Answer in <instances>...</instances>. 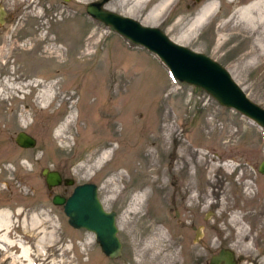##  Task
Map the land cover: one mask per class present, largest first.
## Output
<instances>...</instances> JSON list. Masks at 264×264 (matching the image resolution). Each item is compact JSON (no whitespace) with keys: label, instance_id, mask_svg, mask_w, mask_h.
<instances>
[{"label":"rangeland","instance_id":"obj_1","mask_svg":"<svg viewBox=\"0 0 264 264\" xmlns=\"http://www.w3.org/2000/svg\"><path fill=\"white\" fill-rule=\"evenodd\" d=\"M96 1L0 0L6 13L0 25V212L12 214L9 240L29 250L35 264H138L136 245L152 230L138 226L133 232L123 228L120 219L137 192L147 190L142 224L168 233L180 264H210L223 249L234 252L238 264H264V175L259 170L264 128L221 106L203 90L175 80L157 56L91 18L87 6ZM158 1L150 5L115 0L111 7L210 56L264 108V59L243 68L256 32L234 17L253 0H174L153 18L156 24L145 23ZM210 2L218 4L216 13L203 28L188 34L187 22ZM56 37L60 56L49 53ZM32 47L34 52L28 51ZM53 83L56 95L44 110L38 96ZM71 114L74 122L59 137L58 130ZM21 132L34 138V148L18 146L15 139ZM182 147L205 154L208 162L203 166L217 165L212 174L215 186L205 187L193 177L200 174L194 164L186 170L201 193L188 190V174L177 170L183 168ZM106 150L113 151L110 160L90 169ZM150 153L155 166L147 162ZM212 158L216 159L210 162ZM156 167L163 176L150 184L159 174ZM45 169L75 185L50 190ZM111 178H117L119 188L114 195L108 193L114 187ZM86 183L98 187L107 212L117 213L123 246L118 259L102 252L94 234L71 227L63 207L53 204L55 196L69 197L77 185ZM161 184L165 189L158 188ZM248 188L254 194H248ZM176 189L185 190L184 200ZM212 191L217 193L208 199ZM193 195L197 197L191 200ZM212 202L216 205L210 207ZM219 203L226 204L225 212ZM257 212L260 224L249 217ZM235 215L245 216L240 222L250 235L244 242L250 252L237 244L231 229ZM11 254L18 256L19 248L9 253L0 248V264H11Z\"/></svg>","mask_w":264,"mask_h":264},{"label":"water","instance_id":"obj_2","mask_svg":"<svg viewBox=\"0 0 264 264\" xmlns=\"http://www.w3.org/2000/svg\"><path fill=\"white\" fill-rule=\"evenodd\" d=\"M70 2L71 0H63ZM109 0L91 3L87 14L104 23L117 34L157 56L169 69L172 77L182 84L199 88L213 97L221 106L231 109L264 128V108L254 103L234 80L230 72L208 55L196 52L172 40L158 27L145 26L130 17L104 9ZM205 0H197L201 3ZM6 13L0 9V25L5 24ZM15 142L24 149L36 145L34 138L21 132ZM264 175V162L260 165ZM47 187L51 190L62 184L74 186L75 181L64 179L59 172L45 169ZM55 206L63 207L71 227L94 234L102 252L111 259L122 255V243L118 237L117 213L107 212L99 198L98 187L86 183L77 185L69 197L55 196ZM210 264H238L234 252L223 249L213 256Z\"/></svg>","mask_w":264,"mask_h":264},{"label":"bare ground","instance_id":"obj_3","mask_svg":"<svg viewBox=\"0 0 264 264\" xmlns=\"http://www.w3.org/2000/svg\"><path fill=\"white\" fill-rule=\"evenodd\" d=\"M136 3H142L145 2L146 4H150L153 0H135ZM174 0H160L156 4H154L149 12H148V18L146 19L145 23L154 25L156 24V20L153 18L158 17L161 13H163L168 6L173 2ZM91 4V3H90ZM151 5V4H150ZM218 9V4L216 2H210L203 6L195 15L194 18H192L189 22H187V32L188 34H195L200 28H203L208 20L216 13ZM128 17V16H126ZM234 17L243 23H246V25L254 30L256 32V37L253 41V49L249 51L246 55V61L243 64V68L251 67L252 65L259 62L261 59H264V0H253L249 4L243 6L240 8L234 15ZM46 40H49L47 36H45ZM45 39H42V41H46ZM250 39V37H248ZM56 39L53 40L52 46L49 48L50 54H56L58 56L61 55V49L56 46ZM58 41V40H57ZM52 42V40L50 41ZM90 49V48H89ZM35 48L32 47L28 51L34 52ZM36 53V52H35ZM30 86V85H29ZM24 90V89H23ZM0 91V96H1ZM56 95V88L55 84H51L47 86V89L45 91H42L40 95L38 96L40 100V104L42 105L44 110H47L51 107V100ZM17 96V95H16ZM80 107V106H79ZM79 118V117H78ZM82 118V117H81ZM74 122V115H70L67 119L66 123L60 127L58 130V136L63 138V135L67 131V127L69 124ZM165 129L167 132L170 131L169 126H165ZM183 150L180 151V157L183 161V168L177 169L180 171L181 169L185 170L183 171L182 175L185 176V174H188L189 178V187L188 190L191 193L200 192L196 180H192V178H197L199 183L201 185H204L205 187H213L217 183L216 180H213L215 177L212 176V174L215 172V169L217 167L216 164L212 166H203V162L207 161L204 157L205 154H194L191 151H189L186 147H182ZM112 150H106L103 151L97 160L95 161V164L91 165L90 169L93 168H101L105 163H107L110 160ZM164 154L166 155V151L164 150ZM189 158V160H188ZM216 159V158H215ZM215 159H211L210 162L215 161ZM148 163L155 166L156 160L154 159L153 155L149 154V160ZM146 162V164H147ZM208 162V161H207ZM194 164H197L200 169V174L195 176V174L192 175L189 173L188 167L193 166ZM152 166V167H153ZM228 169L231 168L230 165L226 166ZM153 169V168H152ZM158 174L154 178V180L150 181V184H157L158 181L163 176V173L160 171L158 167L154 169ZM187 178V179H188ZM117 178H111L109 180V183H113L114 187L111 188L108 193L111 195H114L118 192V185L116 183ZM188 181V180H187ZM158 188L165 189V186L161 184ZM178 195L184 200L185 198V190L178 189L175 190ZM217 191H212L211 194H208L207 198H211V196H215ZM248 194H254L250 188L247 190ZM196 195H193L192 198H196ZM236 199H239L238 194L235 195ZM254 197L249 199V203L252 202ZM148 198V192L147 190H141L138 191L137 194L134 196L132 202L130 203L127 211L125 212L124 216L120 219V224L123 228H131V230L134 232L135 227H140L144 229H151L152 232H149L145 234L138 244L136 245V253L138 257V264H180L179 263V253L178 250L175 247V242L172 241V239L168 236V233H166L163 228H153V226H143L142 219L145 216L142 215V212L145 210V207L147 206ZM226 201V199H225ZM224 201V202H225ZM110 200L107 198L105 200V203L110 204ZM216 205V203L212 202L210 203V207H213ZM219 206L222 209V212H225L226 210V204L225 203H219ZM249 206H252V204H249ZM244 207H246V202H244ZM182 209L185 210V206L183 204ZM249 216V215H247ZM246 216V217H247ZM240 217L235 215L232 222L233 225L231 226V229L234 231L235 239L238 240L237 244H243V248L245 251L250 252V247L244 242H247L250 235L248 234L245 225L240 222ZM250 220L254 224H260V214L257 212L253 216H249ZM242 218H245L244 215H242ZM52 221V219H50ZM40 222H37L38 224ZM35 225V224H34ZM13 226L12 222V214L9 211H2L0 212V248L5 250L7 253H9L14 248H19V255L15 256L12 255L8 257V260H11V264H35V261L32 260V253L29 250H25L23 247H21L16 241L9 240L10 234H11V228ZM38 227V226H36ZM5 231L3 235H1ZM52 235H56L55 232L51 233ZM42 245V244H41ZM41 257V255H38Z\"/></svg>","mask_w":264,"mask_h":264},{"label":"flooded vegetation","instance_id":"obj_4","mask_svg":"<svg viewBox=\"0 0 264 264\" xmlns=\"http://www.w3.org/2000/svg\"><path fill=\"white\" fill-rule=\"evenodd\" d=\"M103 0H97L96 2H92V3H100V2H102ZM115 0H109L105 5H104V9L105 10H108V11H110V12H114V13H116V14H119V15H122L121 13H118L117 11H115V10H113L112 9V3L114 2ZM196 2H197V0H196ZM187 8L189 9V8H191V6L190 5H188L187 6ZM123 16V15H122ZM100 22V21H99ZM100 23H102V22H100ZM102 24H104V23H102Z\"/></svg>","mask_w":264,"mask_h":264}]
</instances>
